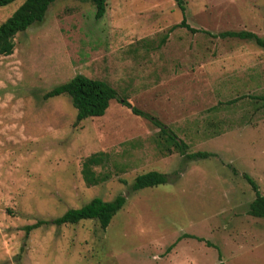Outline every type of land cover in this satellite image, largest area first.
Returning a JSON list of instances; mask_svg holds the SVG:
<instances>
[{
  "label": "rangeland",
  "instance_id": "obj_1",
  "mask_svg": "<svg viewBox=\"0 0 264 264\" xmlns=\"http://www.w3.org/2000/svg\"><path fill=\"white\" fill-rule=\"evenodd\" d=\"M20 2L0 7V22ZM182 3L107 0L95 19L86 0H54L0 55V264H264V218L247 213L242 176L264 194V50L216 35L264 36V0ZM182 17L194 31L170 28ZM74 74L109 84L187 153L211 155L166 152L152 121L117 99L74 123L68 96L43 98ZM97 151L106 156L92 170L104 177L87 185L80 164ZM148 170L168 181L129 190ZM117 194L124 204L104 229L50 222Z\"/></svg>",
  "mask_w": 264,
  "mask_h": 264
},
{
  "label": "trees",
  "instance_id": "obj_2",
  "mask_svg": "<svg viewBox=\"0 0 264 264\" xmlns=\"http://www.w3.org/2000/svg\"><path fill=\"white\" fill-rule=\"evenodd\" d=\"M14 0H0V7L11 3ZM54 0H21L17 7L0 22V55H9L14 47L13 38L16 33L24 31L33 23L40 22L43 19L48 5ZM93 5V17L101 18L106 9L107 0H86ZM176 5L183 10L182 0H175ZM184 27L191 31L184 18L173 24L170 28ZM219 37H235L237 39L250 41L264 50V36L247 30L221 31L216 34ZM65 94L69 97L72 107L75 109L74 123L89 118L103 115L111 99H117L123 106L127 107L131 113L146 117L151 120L153 125L158 128V142L163 141L164 150L170 152L177 151L183 156V159L206 158L211 154L204 151H195L187 153V145L178 138L166 125L157 119L149 116L140 109L132 106L127 100L118 98L115 90L102 80L88 78L82 74H74L67 81L51 87L44 92L43 98L54 97ZM106 154L101 151L93 152L86 156L81 162L80 173L83 181L87 185H95L100 182L104 176H100L92 170V167L101 164ZM243 178L249 184L254 193L253 199L249 202L247 213L253 217L264 218V194H259L255 182L246 174ZM124 182L123 180H121ZM168 181V175L155 170H148L136 174L129 184L128 188L135 191L145 187H152L164 184ZM125 198L121 194L115 195L111 200L104 201L99 197H92L84 204L76 208H68L59 216L51 219L54 225L75 224L81 220H95L100 229H104L109 223L114 213L122 207ZM44 223L37 220L33 224L24 227L25 234Z\"/></svg>",
  "mask_w": 264,
  "mask_h": 264
}]
</instances>
